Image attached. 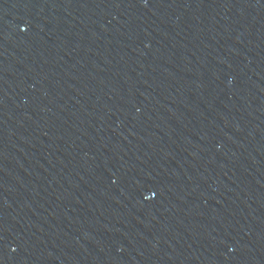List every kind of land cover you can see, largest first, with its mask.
Returning <instances> with one entry per match:
<instances>
[{
  "label": "water",
  "instance_id": "water-1",
  "mask_svg": "<svg viewBox=\"0 0 264 264\" xmlns=\"http://www.w3.org/2000/svg\"><path fill=\"white\" fill-rule=\"evenodd\" d=\"M0 264H264V0H0Z\"/></svg>",
  "mask_w": 264,
  "mask_h": 264
}]
</instances>
